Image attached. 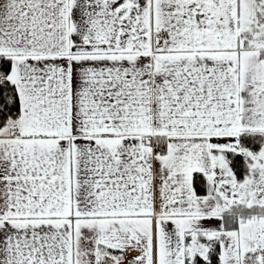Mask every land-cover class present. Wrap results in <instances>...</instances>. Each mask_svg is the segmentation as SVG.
I'll return each instance as SVG.
<instances>
[{
    "label": "snow or ice",
    "instance_id": "6c2138e0",
    "mask_svg": "<svg viewBox=\"0 0 264 264\" xmlns=\"http://www.w3.org/2000/svg\"><path fill=\"white\" fill-rule=\"evenodd\" d=\"M0 264H264V0H0Z\"/></svg>",
    "mask_w": 264,
    "mask_h": 264
}]
</instances>
